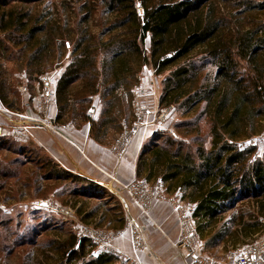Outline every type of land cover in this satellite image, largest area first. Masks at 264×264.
Segmentation results:
<instances>
[{"label": "trees", "instance_id": "obj_1", "mask_svg": "<svg viewBox=\"0 0 264 264\" xmlns=\"http://www.w3.org/2000/svg\"><path fill=\"white\" fill-rule=\"evenodd\" d=\"M42 2L0 0V105L11 110L21 107L15 78L5 62H14L16 70L34 80L64 54L68 43V61L55 84L54 120L88 122L90 137L107 144L111 131L116 140L130 124L131 88L141 68L150 65L156 74L171 69L162 80L159 104L174 103L183 113L200 107L195 120L185 124L198 130L196 122L205 116L209 146L198 138L193 140L195 146L171 136L147 141L136 156L135 176L159 179L165 192H177L193 202L200 237L246 200L253 203L256 214L248 213L245 219L240 212L238 229L244 236L258 231L259 218H264V150L256 154L254 145L241 146L238 141L264 132V0ZM65 8L70 11L64 14ZM95 95L100 101L97 119L85 113ZM1 140L40 150L30 139L20 142L0 136ZM46 154L39 164L48 168L45 179L69 181L73 186L69 192L97 202L89 210L76 208L83 223L112 231L123 227L122 205L106 187L65 169ZM234 217L233 212L230 220ZM64 225V221L44 225L43 231L52 234L48 239L40 231L32 238L8 239L0 252L6 257L32 246L22 264L115 263L112 253L94 251L90 236L64 231ZM38 235H42L39 242L34 238ZM211 236L210 244H215L228 232Z\"/></svg>", "mask_w": 264, "mask_h": 264}, {"label": "rangeland", "instance_id": "obj_2", "mask_svg": "<svg viewBox=\"0 0 264 264\" xmlns=\"http://www.w3.org/2000/svg\"><path fill=\"white\" fill-rule=\"evenodd\" d=\"M44 3H46V0H43L42 4ZM73 5L76 8L75 10H77L78 4L75 3ZM137 7L138 10L141 9L139 5H137ZM69 11V8H65L64 14ZM147 44L148 40L145 42L146 47ZM69 47L68 43H66L64 54L59 58L56 56L47 71L39 74L34 80H28L22 70H16L14 62H5L11 79L14 80L15 78L21 107L19 110H11L0 105V131L3 134L0 135L1 137L7 136L16 141L26 142L25 134L29 127L36 126L45 128L55 134L60 132L58 128L65 124H73L78 127L83 123H88L80 122L79 119H72L73 121L70 119L66 122H55L54 118L56 112L53 114L54 108L56 109L55 102L49 104L45 115L41 114L36 104L37 98L41 93L39 89V77L42 74L49 72L52 73L53 78L55 76L56 81L59 72H61L63 67L67 64ZM170 70L171 69H167L160 74H156L150 65H144L141 68L139 80L131 88V111L133 116L129 126L126 127L124 132L116 140L115 138L117 137V134H115L114 131H111L107 138V144H102L110 148L118 157L122 156L125 151L130 149V147L138 154L143 143L147 141L150 142L151 140L161 141V139L166 136H171L176 140L185 142L186 144L190 143L192 146H195L193 140L198 138L203 141V145L206 147L209 146L210 124L205 116H201L196 122L198 130L194 129L191 131L185 124L186 122L195 120L197 114L201 110L200 107L193 112L183 113L182 108H180L179 105H174V103H167L164 105L159 104L162 80ZM27 101H30L28 105L25 104ZM169 105L171 106L164 115L160 116L159 113L161 110ZM91 106H95L97 109L95 115L90 114ZM99 112L100 101L97 95H95L91 97V102L86 108L85 113L90 118L97 119ZM138 121H142V123L138 124ZM32 142V144H36L34 140H32ZM14 143L18 142H13L12 144L9 141H0V223L1 225H4L3 229L0 228V245H6L8 239L15 238L18 240L22 237L32 238V236H35L33 235L35 231H40L42 233L45 232L42 235H44L45 239H48L52 234L43 231L42 227L44 225H49L51 227L62 221L65 222L63 227L65 229L64 231L70 229L78 234L77 230L82 228L84 235L86 236L95 234L96 230L112 231L103 226L96 227L94 223H83L80 220L76 208L89 210L97 205L95 200L85 197L81 198V196L69 192V188L73 187L70 186L69 181L57 182L53 179L44 178L43 173L48 171V168L47 166L40 168L39 164L45 161V159H42L45 156L44 153H47L45 149L39 145L40 150L33 149L30 151L31 148L27 145L21 146ZM247 145H254L256 148V154H260L264 150V136H258L253 144ZM46 155L51 156L49 153ZM134 180L144 179L135 176V179L125 184L124 188L126 189V186ZM155 181L160 180L156 179L146 182L149 184ZM166 194L169 193L166 192ZM182 199L188 201L184 197H182ZM151 207L152 203L149 205V210ZM104 208L105 206L101 205L100 209L104 210ZM233 212L235 217L230 220L231 213ZM240 212L245 213V219H247L248 213L251 215L256 214L255 206H253L252 202L246 200L237 203L233 210L226 212L224 218H222L217 225L209 231V234L205 233L204 236L200 237L203 254L212 259L223 261L229 257V255L241 253L245 248L256 242L260 241L264 243V218H259L261 228L258 231L249 236H244L243 233L239 231L237 224ZM133 226L141 232L142 238L145 241L140 228L136 225L130 224L131 243L132 232L134 229ZM236 228L238 231L234 235L233 232ZM216 231H226L228 232V236L223 241L216 240L215 244H210V241L214 240H211V235ZM42 235H38L34 238L39 242ZM117 235L111 239L110 245ZM62 237H64V235ZM30 248H32V246H26L23 250L26 252L29 251ZM146 248L147 244L142 250H145ZM25 252L20 251L19 253L18 251V253L15 252L6 257L0 252V264H22Z\"/></svg>", "mask_w": 264, "mask_h": 264}, {"label": "crops", "instance_id": "obj_3", "mask_svg": "<svg viewBox=\"0 0 264 264\" xmlns=\"http://www.w3.org/2000/svg\"><path fill=\"white\" fill-rule=\"evenodd\" d=\"M55 112L54 108L53 114ZM58 129L60 132L54 134L45 128L29 127L25 140H34L62 167L103 185L120 201L126 222L117 229L119 234L112 240L111 246L133 259L135 264H177L174 241L179 226L170 205L165 200H156L149 212L144 213L124 188L125 184L135 179L137 152L130 147L118 157L110 148L90 137L88 123L78 127L65 124ZM130 224L142 231L147 244L145 250L133 248ZM77 231L79 236L84 235L82 228ZM114 264L119 262L116 260Z\"/></svg>", "mask_w": 264, "mask_h": 264}, {"label": "built area", "instance_id": "obj_4", "mask_svg": "<svg viewBox=\"0 0 264 264\" xmlns=\"http://www.w3.org/2000/svg\"><path fill=\"white\" fill-rule=\"evenodd\" d=\"M58 73V72H57ZM60 73V72H59ZM52 73L42 74L40 79V94L36 104L42 115H45L49 104L55 102V76ZM168 107L161 110L160 116L168 110ZM97 109L90 107V114L95 115ZM141 124L142 121H138ZM133 131V130H132ZM131 131V132H132ZM0 135H3L0 131ZM264 136V132L252 135L248 138L238 141L241 146L253 144L257 137ZM126 189L137 207L144 213L149 211V205L156 200H165L175 213L179 232L174 241V248L178 258L177 264H264V243L256 242L245 248L243 252L229 255L225 260H215L205 254L202 250V241L197 232L196 222L193 216L195 204L183 200L177 192L166 194L160 181L149 183L144 180H134ZM132 246L135 250H142L146 247V242L142 238L141 232L133 226ZM118 234V231L96 230L95 234L90 235L95 243L94 251H107L115 255L119 264H134L135 261L125 255L123 252L114 249L110 245L111 239Z\"/></svg>", "mask_w": 264, "mask_h": 264}]
</instances>
